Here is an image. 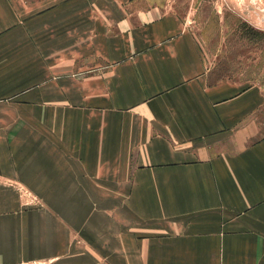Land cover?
Returning <instances> with one entry per match:
<instances>
[{
    "label": "crops",
    "instance_id": "0c3cea01",
    "mask_svg": "<svg viewBox=\"0 0 264 264\" xmlns=\"http://www.w3.org/2000/svg\"><path fill=\"white\" fill-rule=\"evenodd\" d=\"M23 1L0 0V264H264L256 86L210 80L178 11Z\"/></svg>",
    "mask_w": 264,
    "mask_h": 264
},
{
    "label": "rangeland",
    "instance_id": "374dc122",
    "mask_svg": "<svg viewBox=\"0 0 264 264\" xmlns=\"http://www.w3.org/2000/svg\"><path fill=\"white\" fill-rule=\"evenodd\" d=\"M39 1L42 0L23 2L29 4ZM58 1L65 6L72 2L81 4L86 2L48 0L50 3ZM125 2L158 4L165 10H175L184 15L208 68L210 80L223 79L239 84L240 88L256 86L258 99L252 112L251 131L254 138L264 134V0H125ZM16 14L15 26L22 28L24 12L21 10ZM7 80V74L0 75V99L7 98ZM23 191L35 199L28 189L23 188Z\"/></svg>",
    "mask_w": 264,
    "mask_h": 264
}]
</instances>
